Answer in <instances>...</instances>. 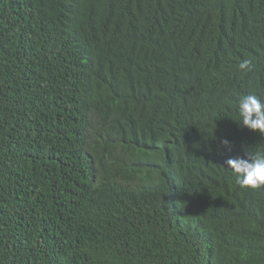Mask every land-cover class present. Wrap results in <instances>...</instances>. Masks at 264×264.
<instances>
[{"label": "trees", "instance_id": "16d2710c", "mask_svg": "<svg viewBox=\"0 0 264 264\" xmlns=\"http://www.w3.org/2000/svg\"><path fill=\"white\" fill-rule=\"evenodd\" d=\"M249 94L264 0H0V264H264Z\"/></svg>", "mask_w": 264, "mask_h": 264}, {"label": "clouds", "instance_id": "9594fccd", "mask_svg": "<svg viewBox=\"0 0 264 264\" xmlns=\"http://www.w3.org/2000/svg\"><path fill=\"white\" fill-rule=\"evenodd\" d=\"M253 67L252 61L247 59L238 64L242 72H251ZM238 115L244 128L264 136V102L257 95L240 97ZM220 144L231 151L232 146L227 139L220 141ZM225 163V169L231 172L242 189H257L264 186V152L255 154L245 152L244 157L230 158Z\"/></svg>", "mask_w": 264, "mask_h": 264}]
</instances>
